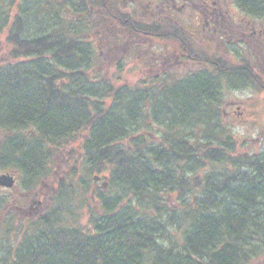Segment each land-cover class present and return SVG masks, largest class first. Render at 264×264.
Returning a JSON list of instances; mask_svg holds the SVG:
<instances>
[{
  "label": "trees",
  "instance_id": "obj_1",
  "mask_svg": "<svg viewBox=\"0 0 264 264\" xmlns=\"http://www.w3.org/2000/svg\"><path fill=\"white\" fill-rule=\"evenodd\" d=\"M167 1L135 0L130 14L121 0H0L8 45L0 60V169L21 173L35 198L42 183L58 189L43 196L50 209L26 226L0 218L10 241L5 264H250L264 250V146L250 158L236 154L231 131L217 124L223 78L244 76L259 91L264 79L225 56L201 54L178 20L149 18L169 9ZM234 1L264 14V0ZM109 22L177 45L199 67L117 86L95 80L91 67L123 55L118 35L93 45ZM155 53L141 57L152 64ZM70 159L88 180L78 186L92 203L77 199L88 207L87 225L56 171ZM100 176L103 186L91 189Z\"/></svg>",
  "mask_w": 264,
  "mask_h": 264
},
{
  "label": "rangeland",
  "instance_id": "obj_2",
  "mask_svg": "<svg viewBox=\"0 0 264 264\" xmlns=\"http://www.w3.org/2000/svg\"><path fill=\"white\" fill-rule=\"evenodd\" d=\"M121 1L123 9L127 11V13H133V10L136 8V6L133 5L134 3L131 0ZM177 4L178 7L182 5L180 1H177ZM196 12L197 11H195V8L193 6L185 7L183 5L181 6L180 10H175L172 12V17L179 19L183 24L186 25L187 28L197 33V30L200 31V28L196 27V22L198 21L197 16L199 17ZM237 12V10L231 9V13L232 15H234L233 24H235L239 21V19H241L242 13ZM99 31L100 32L99 34H97V36H93L94 39H96L93 45L95 47H99L101 42H99L98 40H100L99 38L103 37V35L104 37H109L112 34V36H110V39L115 38V35H118L116 39V41L118 40V43L116 44V48L118 50L116 51H119L120 55L121 52L123 53V55H121V57L123 56V60L120 56L117 57L118 53H112V56L115 60L117 58H121V60H118L121 61L120 63L122 64L121 71L115 65L117 61H114L112 58H109L108 61L105 60L103 62V59L100 58V64L103 62V65L101 64L102 66H98V64L90 68V72H92L91 77L93 76L95 80L97 78H102V80L114 81V79L117 80L118 77L120 79L117 80L119 81L118 83L112 81L113 84H116L114 86H117V84H121L123 82L133 84L137 79L144 78L146 80H149L151 77L156 76L158 73V75H160L163 72H171L176 70L184 71L199 67L198 64L193 63L191 60H189L186 57V53L183 52L182 49L177 45L166 43L165 41L161 42L155 39H147L133 34L129 35V33L123 32L118 26L114 25L111 22H109V24L106 23L105 28ZM207 31L211 32L212 30ZM231 34H233V32L229 30V32H227V36L232 37L231 39L234 42L231 44L233 46H230V48L238 50V55L244 54V56L247 57L248 55H246L245 52V44L247 38L245 37L244 39H237L238 36L235 37ZM195 42L201 48V54H207L208 51L210 55H215L213 53L215 51H213V49H210V47L206 46L201 38H197V40L195 39ZM7 49L8 45L5 42L4 36H1L0 60L2 54H4ZM97 50L99 49L97 48ZM144 50L147 53L150 51H157V53L153 54L154 58L152 64H146L145 61H143L144 59H142L141 53ZM227 54L232 55L234 54V52H230ZM163 55H167V57H169V60L167 62L162 63V60H164V58H162ZM223 56L227 57L230 61L235 63L232 57H228L226 55V51L224 49ZM161 58L162 60L160 61ZM250 60L251 57L249 58V61ZM246 61L248 60H245V62ZM260 75L264 78V70L260 71ZM242 77L244 76H231L230 84L226 81L225 78L221 80V83L219 82L222 88V102L219 108L221 114L217 117V124L220 123L222 126L229 128L228 130L231 131L232 137L236 142V154L241 153L242 155H244V157L250 158L253 155H257L264 146V92L256 90L249 83L241 81ZM234 83L236 85H243L233 86ZM154 128L155 127H153L151 131H155ZM78 151L79 149L76 151V154L81 155V152ZM70 162L71 163L68 168L56 169V171H58L60 175L59 177L63 179L65 185V195L69 197L70 201L73 203L71 206L69 204V207H71V209H73V211L77 213V220L79 221V219L82 217L80 219L81 224L87 225L88 207L85 206L83 200L77 199L82 197L86 199V203L88 205L92 203L90 193L84 192L82 188L78 186V183L80 185L83 179L86 180H84L85 182H87L88 180L86 178V174L80 170V167L77 166L80 163V160H78L76 164L72 163L74 161L71 159ZM73 165H76V167L72 168L71 170L70 167ZM73 171H75L76 173L74 174ZM7 172L15 175L16 183L12 189H2L0 191V201L5 202L4 208L0 209V212L3 214L0 215L1 219L6 221L9 215L15 219H31V216H38L50 209L51 201H41V203L39 204L31 202V198H38L33 197L32 191L23 188V178L21 173H18L16 170L11 169H0V174ZM94 175L96 174H93L92 177ZM100 177L101 178H99L98 180L91 181V189L95 186H103L105 180L103 176ZM104 187L107 186L104 185ZM38 189V193L42 196L50 197L54 194H57L56 185L51 184L50 182L42 183V186H39ZM109 192L112 193V191L110 190ZM14 205H17L16 208L19 207L21 209L18 210L14 208ZM5 239L7 238L0 232V264H5L4 261L6 260V262H8L10 258L8 253L9 246L7 245L8 243H10V241ZM250 264H264V250L260 251V253L257 255V258H253Z\"/></svg>",
  "mask_w": 264,
  "mask_h": 264
},
{
  "label": "flooded vegetation",
  "instance_id": "obj_3",
  "mask_svg": "<svg viewBox=\"0 0 264 264\" xmlns=\"http://www.w3.org/2000/svg\"><path fill=\"white\" fill-rule=\"evenodd\" d=\"M131 1L133 3L135 2V0ZM177 1L181 2V6H193L195 11H197L196 13L199 15V17L197 16L198 21L196 22V27L200 28V31L197 30V33L200 36L195 33V31L187 28L186 25L179 19L174 18L178 20V24L184 32L193 36L196 40L197 38H201L206 46L215 51L213 52L214 54L223 56L224 49L226 51V55L228 57H232L238 66H243L241 62L251 57L249 67L246 65L244 66L246 69L252 70L260 75V71L264 70V14H247L234 0H197L196 2H192L190 0H168L165 6H170L169 9L166 7L165 10H161L162 13L152 10L149 13V18L157 17L158 19L160 14L173 18L171 17L172 11L170 9H181V6H177ZM231 9L237 10V13H242L241 19H239V21L235 24H233L234 15H232ZM207 30L212 31L208 32ZM229 30L233 32L231 35L235 37L238 36L237 39L247 38L245 44V52L246 55H248L247 57H245L244 54L238 55V50L230 48V46H233L231 44L234 42L231 39L232 37L227 36V32H229ZM230 52H234V54H227ZM162 57L164 58L162 63L169 60L167 55H163ZM2 189L5 188L0 186V191ZM16 206L17 205H14V208H16ZM16 209L20 210L21 208L17 207Z\"/></svg>",
  "mask_w": 264,
  "mask_h": 264
},
{
  "label": "bare ground",
  "instance_id": "obj_4",
  "mask_svg": "<svg viewBox=\"0 0 264 264\" xmlns=\"http://www.w3.org/2000/svg\"><path fill=\"white\" fill-rule=\"evenodd\" d=\"M117 57H118V56H117ZM118 60H120V59L117 58V59L115 60V61H117V62L115 63L116 66H117V64L120 62V61H118ZM4 203H5L4 201H0V206H1V205H4ZM36 217H37V216L35 215V216H31V217H30L31 219H25V218L17 219V218H16V219L14 220V222H16L17 224H23V226H26L27 223H29L31 220L34 221V220L36 219ZM3 224L5 225V222H3ZM6 224H7V223H6ZM25 229H26V228H25ZM25 229H24V230H25Z\"/></svg>",
  "mask_w": 264,
  "mask_h": 264
},
{
  "label": "water",
  "instance_id": "obj_5",
  "mask_svg": "<svg viewBox=\"0 0 264 264\" xmlns=\"http://www.w3.org/2000/svg\"><path fill=\"white\" fill-rule=\"evenodd\" d=\"M14 183V180L11 176L1 175L0 176V185L11 187Z\"/></svg>",
  "mask_w": 264,
  "mask_h": 264
}]
</instances>
